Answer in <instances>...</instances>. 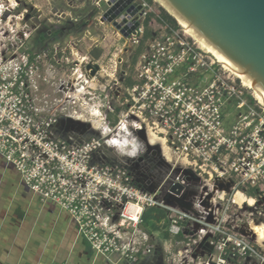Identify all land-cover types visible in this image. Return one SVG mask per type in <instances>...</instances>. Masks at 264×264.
I'll return each instance as SVG.
<instances>
[{"label": "built area", "instance_id": "1", "mask_svg": "<svg viewBox=\"0 0 264 264\" xmlns=\"http://www.w3.org/2000/svg\"><path fill=\"white\" fill-rule=\"evenodd\" d=\"M103 3L108 9L101 12ZM108 3L94 0L100 19L114 5ZM5 14L6 10L0 12V24H5L3 32L0 27V155L17 168L34 194L71 215L94 251L117 262L135 263L152 249L144 214L159 209L170 223L172 239L165 250L171 258L181 244L177 238L183 234L186 238L192 225L199 224L195 241L199 244L222 232L220 224L208 225L210 219L220 220L219 205L228 196L220 184H231L235 201L237 195L247 200L251 189L264 194V105L181 29L162 25L146 41L133 68L132 86L126 84L132 61L119 72L123 78L115 81V89L110 85L94 89L86 81L85 91L76 80L47 71L45 82L56 85L53 97L41 84L36 57L19 53L24 39L10 24L13 16L3 22ZM127 17L125 12L115 21L122 24ZM137 17L141 24L124 44L125 49L133 46L134 52L144 35L142 16ZM92 72L87 70L91 81ZM62 117L84 123L97 135L81 143L57 137L53 129ZM141 131L146 142L139 137ZM147 145L158 146L173 171L179 168L174 175L171 172L166 191L161 187L143 191L124 166L95 161L103 148L137 160L147 153ZM199 179L206 190L193 201L196 215L180 203L190 202L191 190H200L191 183ZM229 209L227 204L225 212ZM227 244L220 245L221 264L226 263Z\"/></svg>", "mask_w": 264, "mask_h": 264}, {"label": "rangeland", "instance_id": "2", "mask_svg": "<svg viewBox=\"0 0 264 264\" xmlns=\"http://www.w3.org/2000/svg\"><path fill=\"white\" fill-rule=\"evenodd\" d=\"M152 1V4L146 2V0H135L134 2L143 6L142 22H144L147 14L153 13L159 16L162 10H165L158 0ZM130 6L124 9L122 6V12L119 16L125 13ZM107 9V4L103 3L101 12ZM4 10H6V14L3 22L9 16H13V21L10 24H15L16 34L24 39L25 45L20 47L19 53H29L36 57L33 62L39 67L41 84L43 83L42 86L46 93L54 95L53 97L57 96L55 92L57 91L56 85L45 82L47 71H51L54 76H61L67 81L74 79L80 84L79 89L84 88L85 91H88L85 80L88 77L86 66L92 63L96 64L95 69L98 72L92 83L88 81L92 84V88L97 87L102 90L104 89L103 86L106 85H110L111 89L118 87L115 81H121L123 78L119 72L125 70V67L130 64L135 49L133 46L124 48L126 37L117 35L116 28L104 16L101 24L99 23L100 11L94 7V0H0V12ZM136 16L140 15L137 14ZM84 17L89 18L86 25L83 24ZM76 24L79 26H76ZM178 25L183 31L182 33H186L185 28L180 23ZM3 26L5 29V24L1 23V32L4 31ZM150 27L155 32L162 27V24L157 19H152ZM9 33L11 34L10 30ZM187 36L191 37L199 47L202 46L194 37L188 34ZM95 52H99L100 56L95 57ZM82 62L85 64H82ZM80 65L84 68L83 72L79 69ZM223 69L229 72L226 68ZM128 72L129 78L133 79L134 70L131 68ZM233 75L237 77L235 74ZM238 79L240 80V78ZM250 90L260 103L261 101L256 93L252 89ZM87 128L84 123L62 117L53 130L57 137L74 143L83 142V140L97 135L88 131ZM115 157L110 150L103 148L95 155V161L98 163L111 162ZM143 158L145 159L143 165L138 161H127L130 166V173L135 175L136 178H140L139 180L146 177L151 178L155 182L156 188L161 187L163 191H166L173 175L179 168L173 171L172 165L162 159L159 149H149ZM120 159H123L122 162L126 161L124 157ZM159 161L162 162L161 165H158ZM122 165L125 166L124 163ZM171 172H173V175H171ZM191 183L200 187V190H191L187 195L189 199H195V203L206 188L200 179ZM230 189L232 188L226 189L228 193L226 201L219 205V207H222L219 214L220 220L210 219L208 221L211 228L220 224L222 231L214 236H208L209 243L206 244V247L211 249L210 252L202 249L204 247L201 248V244L195 243L198 239L199 224L197 226L192 225L188 229L186 238H177L181 244L176 246L175 252L172 251L175 255H171L170 258L166 254L167 252L165 253L168 264H214L216 262L221 264L220 260L223 257L221 256L220 245L224 242L232 244L231 246H234L232 253L237 254L235 257L230 256L232 259L225 258V264H264V244H258V235L251 228L253 225L264 226V195L260 193L256 197L257 199L251 198L253 203L249 202L250 196L247 195L248 198L243 203L238 201L237 198L235 201V193ZM259 200L262 201L258 202ZM227 204H230V209L225 212ZM184 208L196 215L198 214L193 202L184 203ZM228 239H232V242H226ZM189 243V252H185L184 250L189 247ZM237 243L241 245L238 246ZM229 244L227 245L230 246ZM156 245L159 248L163 246V243L157 240ZM244 247L246 250H244ZM179 250H182L181 254L177 253Z\"/></svg>", "mask_w": 264, "mask_h": 264}, {"label": "crops", "instance_id": "3", "mask_svg": "<svg viewBox=\"0 0 264 264\" xmlns=\"http://www.w3.org/2000/svg\"><path fill=\"white\" fill-rule=\"evenodd\" d=\"M84 18V21L89 20L88 17ZM101 21L99 19L100 24ZM189 200L180 203V206L184 208V203L195 201ZM164 224L168 225L167 230L157 231L153 236L163 234L164 231L169 233L167 217L159 225ZM168 237L158 239L163 243L159 248L157 240L152 242L151 251L142 253L135 263L117 262L104 257L80 236L76 222L67 211L55 202L44 201L34 194L23 183L17 168L0 155V264H168L165 255ZM208 238L200 247L210 252L211 249L206 247Z\"/></svg>", "mask_w": 264, "mask_h": 264}, {"label": "water", "instance_id": "4", "mask_svg": "<svg viewBox=\"0 0 264 264\" xmlns=\"http://www.w3.org/2000/svg\"><path fill=\"white\" fill-rule=\"evenodd\" d=\"M169 1L223 53L264 87V0ZM134 2L135 0H109L108 5H114L104 15L126 38L136 34L141 24L136 15H143V6ZM122 6L123 9L130 7L126 11L128 17L120 24L113 20L122 12ZM130 18L133 21L129 22ZM87 69L93 70L92 76L96 75L97 71L91 65ZM139 137L144 142L147 141L144 131L139 132ZM147 149L159 147L147 145ZM230 187L231 184L219 185L221 190ZM177 188L179 187L176 186ZM168 204L175 205L170 200Z\"/></svg>", "mask_w": 264, "mask_h": 264}, {"label": "trees", "instance_id": "5", "mask_svg": "<svg viewBox=\"0 0 264 264\" xmlns=\"http://www.w3.org/2000/svg\"><path fill=\"white\" fill-rule=\"evenodd\" d=\"M146 2H149L151 4L153 3L152 0H146ZM163 8L167 11V9L165 7H163ZM165 10H162V13L159 16H156L153 13L147 14V16H146V18H145V20L143 22V25H144L143 41H142L140 47L134 52V55H133V58H132V69L134 68V66L136 64L137 58L140 55V53H142L144 51L146 41L153 37L154 31L150 27V22L152 21V19H157V21L159 23H161L162 25H168L170 28L180 29V27L178 25L179 24L178 20L176 18H174L172 15H170L168 13V11L166 12ZM88 22L89 21H83V24L86 25V23L88 24ZM202 47L203 46H201V48ZM94 55H95V57H99L100 53L99 52L98 53L95 52ZM126 84L129 85V86H132L134 84V82L132 81L131 78H129L127 80ZM145 155H143L140 159H137V160L126 159V161H124V162L121 161L123 159H120L122 157L115 155L116 157L111 162H99V163L102 164V165H121V166H123L122 163H124L125 166H126V167L125 166L124 167L127 168L128 172L130 173V166L128 165L127 161L128 160L138 161V162H140V164L143 165L145 163V159L143 158ZM159 162L160 163L158 165H161L162 162L161 161H159ZM156 165H157V163H156ZM130 175L133 178V183L138 188H140L143 191L153 192V191H155L158 188V187L156 188V184H155L154 181L151 180V178L146 177V178H143V179L139 180L140 178H136L135 175H133L131 173H130ZM260 193L261 192L259 191V189H251V190H249L248 195L253 197V198H256V197H258L260 195ZM261 194L264 195L263 193H261ZM166 217H167L166 216V212L163 211V210H159V209H150V210H147L145 212L144 217H143L144 218V226H145V228L147 229L148 233L151 236H153L157 231L167 230V228H168L167 226L168 225L167 226H166V224H164L162 226L159 225L162 222V220L166 219ZM164 233H165V236L168 237V233L167 232H164ZM207 243H209V239L207 240ZM233 248H234V246L230 245L226 249L227 250L226 251V255H225L226 259H228V258L232 259V257H230V256H233V257L237 256L236 253H232V249Z\"/></svg>", "mask_w": 264, "mask_h": 264}, {"label": "bare ground", "instance_id": "6", "mask_svg": "<svg viewBox=\"0 0 264 264\" xmlns=\"http://www.w3.org/2000/svg\"><path fill=\"white\" fill-rule=\"evenodd\" d=\"M168 11L169 13L175 17L178 22L181 24L183 28H185V31L188 35L194 37L203 47L204 51L209 53L211 56L216 59V61L222 65L223 68H226L229 70V72H232L235 74L238 78H240V81L242 84H244L247 88L252 89L257 97L260 99L261 102L264 103V87L261 86L252 76H250L240 65H238L234 60H232L230 57H228L223 51L215 45L208 37H206L197 27H195L169 0H158ZM82 64H85L82 62ZM80 70H83L82 65H80ZM89 72V71H88ZM90 73V72H89ZM91 77L88 76L86 81L89 80ZM95 82V81H94ZM94 86V83H93ZM260 104H263L261 103ZM152 143H155V140L152 139ZM238 201H245V198L241 195H237ZM253 200H249V202H252ZM252 230L255 232V234L258 235L257 242L258 244H264V226H258L253 225Z\"/></svg>", "mask_w": 264, "mask_h": 264}, {"label": "flooded vegetation", "instance_id": "7", "mask_svg": "<svg viewBox=\"0 0 264 264\" xmlns=\"http://www.w3.org/2000/svg\"><path fill=\"white\" fill-rule=\"evenodd\" d=\"M164 232H167V231H164ZM168 233V232H167ZM168 239L167 240H170V239H172V237H171V235L168 233ZM166 236H165V234L163 233V234H160V235H158V236H153V242L155 241V240H158V239H160V238H165ZM180 238V237H179ZM175 239V238H174ZM164 240V239H163Z\"/></svg>", "mask_w": 264, "mask_h": 264}]
</instances>
